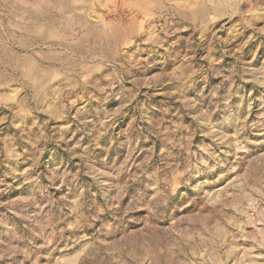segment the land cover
<instances>
[{"label": "rangeland", "instance_id": "1", "mask_svg": "<svg viewBox=\"0 0 264 264\" xmlns=\"http://www.w3.org/2000/svg\"><path fill=\"white\" fill-rule=\"evenodd\" d=\"M40 25L80 55L0 72V264H264V0H0V55Z\"/></svg>", "mask_w": 264, "mask_h": 264}, {"label": "crops", "instance_id": "2", "mask_svg": "<svg viewBox=\"0 0 264 264\" xmlns=\"http://www.w3.org/2000/svg\"><path fill=\"white\" fill-rule=\"evenodd\" d=\"M48 31L47 25H40L35 28L34 34L30 38L14 41L13 44L9 45L8 52L0 55L8 58V60L1 62L0 72H48L53 70L49 69V66L56 67L60 64L63 67L65 57L73 59V57L80 55L78 40L65 39L61 33L57 32V28L54 25L50 27V33ZM74 41L77 42L76 46ZM108 42L110 47V38ZM67 46L69 49L65 52V47ZM110 50L111 47L109 48V53Z\"/></svg>", "mask_w": 264, "mask_h": 264}]
</instances>
